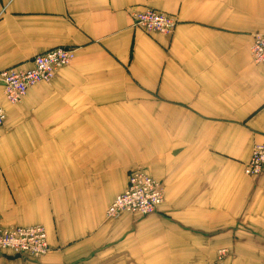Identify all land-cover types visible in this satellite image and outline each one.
<instances>
[{
    "label": "crops",
    "instance_id": "1",
    "mask_svg": "<svg viewBox=\"0 0 264 264\" xmlns=\"http://www.w3.org/2000/svg\"><path fill=\"white\" fill-rule=\"evenodd\" d=\"M172 16L169 36L132 14ZM264 0H0V72L55 48L74 61L11 105L0 84V229L42 226L50 252L0 264H264ZM141 169L146 217L105 212Z\"/></svg>",
    "mask_w": 264,
    "mask_h": 264
},
{
    "label": "built area",
    "instance_id": "2",
    "mask_svg": "<svg viewBox=\"0 0 264 264\" xmlns=\"http://www.w3.org/2000/svg\"><path fill=\"white\" fill-rule=\"evenodd\" d=\"M133 26L148 34L171 35L177 25L174 17L146 9L132 14ZM252 61L264 67V32L253 35L250 45ZM75 59V51L68 48H55L36 55L29 69L8 68L0 72V84L5 100L18 104L28 89L40 83L50 82L55 72ZM5 121V113L0 108V127ZM264 169V142L256 144L251 150L243 174L248 177L259 176ZM163 203L162 185L141 169L128 174L126 190L116 196L105 212L107 219L121 214L150 216L157 212ZM50 252L47 234L42 226L15 227L0 229V255L10 254L17 257L39 260ZM225 252L219 251L214 262L225 264Z\"/></svg>",
    "mask_w": 264,
    "mask_h": 264
}]
</instances>
